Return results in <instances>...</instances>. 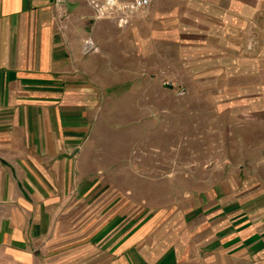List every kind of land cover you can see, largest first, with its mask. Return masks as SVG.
<instances>
[{
	"label": "crops",
	"instance_id": "1",
	"mask_svg": "<svg viewBox=\"0 0 264 264\" xmlns=\"http://www.w3.org/2000/svg\"><path fill=\"white\" fill-rule=\"evenodd\" d=\"M202 2L198 34H212V26L217 30L234 64L223 70V78L239 89L245 81L250 91L238 96H256L264 113V0ZM110 24L95 19L85 0H0L4 264H46L57 246L61 210L68 202L76 204L80 183L99 171L92 148L97 144L88 133L101 107L102 93L95 86L99 55H85L82 47L90 40L101 50L109 42ZM244 47L254 51L239 54ZM151 202L154 217H141L128 229L124 222L113 230L119 234L103 236L105 264H264L263 219L219 211L207 219L179 218L172 198ZM192 208L198 210H185Z\"/></svg>",
	"mask_w": 264,
	"mask_h": 264
},
{
	"label": "rangeland",
	"instance_id": "2",
	"mask_svg": "<svg viewBox=\"0 0 264 264\" xmlns=\"http://www.w3.org/2000/svg\"><path fill=\"white\" fill-rule=\"evenodd\" d=\"M202 4L153 0L126 27L111 21L108 44L87 54L99 55L101 107L88 131L99 171L61 210L46 264H105L103 236L154 217L150 201L172 198L179 218L220 212L264 220V113L256 96H238L250 91L245 81L239 89L223 78L233 58L213 26L198 34Z\"/></svg>",
	"mask_w": 264,
	"mask_h": 264
},
{
	"label": "built area",
	"instance_id": "3",
	"mask_svg": "<svg viewBox=\"0 0 264 264\" xmlns=\"http://www.w3.org/2000/svg\"><path fill=\"white\" fill-rule=\"evenodd\" d=\"M61 4L64 0H55ZM93 11L95 19L113 21L118 27H126L133 14L151 6L153 0H85ZM95 45L88 40L83 44L82 52L87 55L95 50Z\"/></svg>",
	"mask_w": 264,
	"mask_h": 264
}]
</instances>
